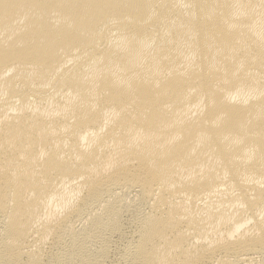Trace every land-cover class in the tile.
<instances>
[{
    "label": "bare ground",
    "instance_id": "obj_1",
    "mask_svg": "<svg viewBox=\"0 0 264 264\" xmlns=\"http://www.w3.org/2000/svg\"><path fill=\"white\" fill-rule=\"evenodd\" d=\"M0 264H264V0H0Z\"/></svg>",
    "mask_w": 264,
    "mask_h": 264
}]
</instances>
